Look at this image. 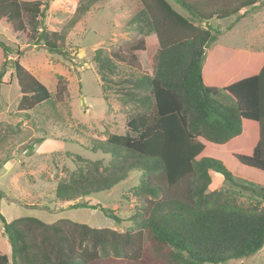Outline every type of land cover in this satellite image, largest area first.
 <instances>
[{
    "label": "trees",
    "instance_id": "trees-1",
    "mask_svg": "<svg viewBox=\"0 0 264 264\" xmlns=\"http://www.w3.org/2000/svg\"><path fill=\"white\" fill-rule=\"evenodd\" d=\"M101 1L82 0L76 12ZM128 1V26L140 38L126 53L98 50L94 57L103 98L113 91L130 106L127 131L95 145L110 157L107 163L77 157L83 165L58 183L55 198L71 208L89 206L86 197L138 172L141 205L129 218L131 229L32 216L8 222L0 213L11 248V258L0 250V264H224L264 246V206L211 189L215 172L264 198V52L215 44L222 33L215 23L243 18L260 0ZM48 7V0H0V25L63 52L65 34L40 27ZM139 53L149 69L141 67ZM21 58L22 50L0 41V84L7 74L17 81V109L27 113L52 95ZM64 90L59 86L57 96ZM5 140L0 133V147Z\"/></svg>",
    "mask_w": 264,
    "mask_h": 264
},
{
    "label": "rangeland",
    "instance_id": "rangeland-1",
    "mask_svg": "<svg viewBox=\"0 0 264 264\" xmlns=\"http://www.w3.org/2000/svg\"><path fill=\"white\" fill-rule=\"evenodd\" d=\"M81 2L48 0L49 7L40 17L41 28L65 34V46L60 53H52L33 40L25 41L21 35L14 36L0 25V41L22 50L23 66L52 95L33 110L19 112L17 81L9 74L1 80L0 133L6 140L0 147V213L8 222L28 216L47 223L69 219L124 232L131 229L129 218L141 205L136 194L141 179L138 172L131 173L110 191L86 197L84 203L89 206L71 208V203L55 198L58 183L69 179L83 165L77 157L106 163L110 160L103 152H95V145L114 133L124 134L132 114L130 106H125L113 91L108 92V100L103 98L94 60L98 50L107 55L114 51L126 53L140 38L128 26L132 6L128 0H102L90 10L77 13ZM173 6L183 12L176 3ZM244 14L241 19L233 17L215 23L222 32L215 44L251 53L264 52V0ZM26 24L31 29L28 21ZM138 60L144 70L149 69L145 53H139ZM59 86L65 90L57 96ZM211 175L212 190H222L246 206H264L263 197L226 183L215 172ZM97 204L102 208L91 210L90 205ZM104 210L121 222L108 218ZM10 249L0 225V250L11 258ZM224 264H264V246L249 257Z\"/></svg>",
    "mask_w": 264,
    "mask_h": 264
},
{
    "label": "crops",
    "instance_id": "crops-1",
    "mask_svg": "<svg viewBox=\"0 0 264 264\" xmlns=\"http://www.w3.org/2000/svg\"><path fill=\"white\" fill-rule=\"evenodd\" d=\"M218 175H220V174H218Z\"/></svg>",
    "mask_w": 264,
    "mask_h": 264
}]
</instances>
